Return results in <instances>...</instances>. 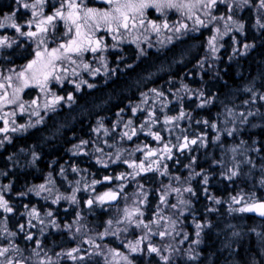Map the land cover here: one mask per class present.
Wrapping results in <instances>:
<instances>
[{
    "label": "trees",
    "instance_id": "1",
    "mask_svg": "<svg viewBox=\"0 0 264 264\" xmlns=\"http://www.w3.org/2000/svg\"><path fill=\"white\" fill-rule=\"evenodd\" d=\"M87 3L94 7L105 6L99 0H87ZM14 9L13 2L0 0V16ZM24 13H17L21 22L26 20ZM232 16L237 25L222 39L216 52L206 49L209 35L205 32L180 38L165 48L152 46L143 52L130 43L115 52L108 51L103 70L94 67L99 74L91 79L93 87L83 84L77 90L76 84L65 82L57 89L63 99L46 116L44 124L5 144L0 151V181L8 205L13 209L12 212L2 211L0 215V248H9L7 258L19 264H107L99 254L104 251L101 249L125 252L127 234L100 235L110 220L118 228L116 221L119 220L112 216L116 205L107 201L91 206L86 203L87 199L93 200L96 194L105 191L120 193L116 176L124 172L120 164L108 169L109 163L117 160L113 157L118 150L104 147L103 139L96 137V129L100 123L108 129L115 127V132L124 137L122 142L141 151L148 150L156 139L152 136L155 130L150 134L147 131L145 117L151 107L158 105L162 115L164 112L184 113L179 127L184 129V121L188 122L187 127H192L190 133L197 138V143L189 145L197 157L199 153L209 152L211 146H218L223 136L242 143L252 160L253 184L248 183L247 173H242L236 179L223 178L219 185L211 184L215 195L212 192L205 196L198 194L200 201L195 209H200L196 212L204 217L205 223L194 246L184 242L193 229L184 230L183 219V223H178L181 227L176 229L180 240L169 246L167 252L150 242L158 252H150L146 246L131 251L128 260L131 264H264V221L247 213L229 214L225 210L227 198L239 193H256L252 196L253 202L264 200V8L260 7V0H249ZM0 32L5 34L1 29ZM198 40L201 45H194ZM33 53L32 46L22 40L18 46L0 54V66L22 65ZM85 75L91 77V70ZM69 95L72 100L68 99ZM154 96H159L162 102L155 105ZM140 103L148 107L136 111ZM133 129L135 135H132ZM168 136L167 132L160 134L161 142L167 141ZM82 141L87 143L82 144ZM114 143L119 145L121 141L117 139ZM218 147L216 155L219 157L224 149ZM182 151H176L174 156ZM33 152L38 156L32 159ZM202 158L213 159L208 154ZM165 164L168 169L177 166L172 161ZM198 168L205 169L203 164ZM214 173L224 176L220 168ZM154 183L148 175L142 176L124 190L130 197L140 194L142 198L137 208L146 211L143 215L148 220L156 198ZM41 184L51 191H40ZM200 184H194L198 193H201ZM37 191L40 195H36ZM73 195L75 202L70 199ZM58 196L61 199L53 203ZM217 196L224 203L215 208L212 200ZM32 209L38 217L29 215ZM49 212L51 216L47 215ZM165 226L167 229L159 231L158 235L172 231ZM148 231L155 234L151 227ZM29 235L31 240L27 239ZM72 249H79L72 253L75 259L67 255ZM163 256L168 259H162ZM2 259L5 257H0Z\"/></svg>",
    "mask_w": 264,
    "mask_h": 264
},
{
    "label": "rangeland",
    "instance_id": "2",
    "mask_svg": "<svg viewBox=\"0 0 264 264\" xmlns=\"http://www.w3.org/2000/svg\"><path fill=\"white\" fill-rule=\"evenodd\" d=\"M15 4V9L13 12H8L2 17L0 16V23H4L5 27L0 28L3 30L5 34L0 32V38H7V43L4 46H0V54L4 52V50L12 47H16L20 44L22 40L26 42V45H31L34 51L33 56L22 65H14V66H0V84H3L4 87L0 88V95H3L7 92L9 98L12 97L15 89L20 86L21 81L17 78V73L22 71L25 66L35 58V52L38 48V41L41 38L38 37H27L21 35L19 32L15 30V28L11 27L10 25L15 23L20 26L21 31L27 32L29 30L36 31L35 23H33L32 27L29 28L28 22L29 21H39L44 19L48 15H53L55 11L60 8L61 3H64L65 7L62 9L65 13H67V0H44V3L38 6L36 9L31 7L32 4L36 2V0H8ZM102 1L105 6L104 7H94L90 6L87 3V0H82V8H94L100 10H106L110 6L105 2ZM78 3L81 0H77ZM27 4L29 7H24ZM247 4H244L242 0H218L217 4L211 8L206 9L203 7H198L193 9L195 15L189 19L188 14L186 11H177L175 9H168L164 13L157 12L154 8L146 10V20H152L156 23H162L163 21H167L170 28L164 29L161 28L160 32H153L151 28L145 24L144 27L139 26L131 28L130 30L126 31L121 29L119 33H108L104 29H101L99 32L95 33V38L101 39L102 43L100 46V50L93 53L91 51L85 52L80 56L73 54L72 58L76 61L75 64L70 63L68 60H63L57 63L58 72L57 74L60 76V80H51L48 85V89L45 91H41V89L35 85H29L26 88H23L21 92L18 93L20 99L15 104H6L0 105V117L4 119H0V128L5 127V120L7 121V132H0V151L3 150L5 144L8 141L13 140V137H17L20 135H28L29 133L33 132L34 130L38 129L40 125L44 124V120L49 113H52L56 107H58V103L54 105L53 108H45V104L50 103L55 97L59 96L57 91L58 87H63L65 82H70L71 84H79L80 87L83 84H91L93 85L94 82L91 81L92 78H96L99 74V71H96L94 67H100L102 70L106 66L108 61V51L113 50L114 52L116 49L122 47L124 44H134L138 48H140L143 52L149 49L152 46H158L159 48L168 47L170 44L177 42L180 38H187L188 36H193L202 32H205L209 35L208 40L206 41V49L210 50L211 52H216L219 50L220 46L222 45V39L228 35L232 31V28L237 25V20L232 16L236 10L243 9ZM23 11L26 15V20L21 22L18 19L17 13ZM36 11L38 13L37 16L33 17L32 12ZM227 12V13H226ZM14 14V15H13ZM9 17H12L9 19ZM196 17H199L204 23L197 24ZM212 17H216V19H212ZM231 17V19H229ZM181 24H186V29H181L180 33L175 31V28L179 27ZM48 32L43 34L42 38L45 41V45L51 49L57 47L60 43H66L67 39L70 37H66L64 33L67 31L69 25L65 23L63 20L57 19L51 25H47ZM26 28V29H25ZM217 29L219 31H217ZM15 30V32H14ZM11 31L13 34L7 33ZM71 35V34H70ZM113 36H118V39H114ZM215 37L214 45L209 44V41ZM169 38H171L169 40ZM201 45L200 40L195 42L194 45ZM203 44V42H202ZM11 45V46H8ZM192 46V45H190ZM213 47L216 49L213 51ZM41 50L43 46H40ZM89 65L88 69L84 68V65ZM67 68L68 71L64 72L62 69ZM73 69H75V74H73ZM91 70V77L85 75V72ZM11 77V81L9 82L6 78ZM11 84V86H9ZM156 92H159V90ZM61 97V96H59ZM155 98V105L160 104L162 100H160L159 96H154ZM36 100L37 103L33 105L31 102ZM24 105V108L21 109L19 107L20 104ZM166 104V103H164ZM148 105L146 103H140L135 107L136 111L143 110L147 108ZM166 108V105L164 106ZM161 109L159 110V106L151 107L149 113L152 114L151 119H149V114L145 117V126L147 131L152 133V136L155 138L154 134L158 133L159 135L167 134L169 135L167 141L164 143L160 140H155L154 145L150 146L148 150L141 151L140 149L135 148L133 145L126 144L125 141L122 142L124 139L123 135L115 132V127L112 129H108L105 124H99L96 129V137L102 138L104 141V147L107 149H115L118 150L115 154L117 160L109 163L110 167L108 169L114 168L115 166H121L119 168H123L124 172L117 177H123L122 179H117L118 184H120V197L117 203H115V208L112 210V216H115L120 223L117 224H107L104 228L101 229L100 235L106 236L110 235L111 233L117 234H127L128 238L125 241V252H119L112 250H105L99 252L100 256L106 261L107 264H118L124 261V263L129 264L130 260L128 257L130 256L131 246H135L138 250H142L146 246L149 248L153 245H157V248L160 250L167 252L170 248L169 246L176 245L180 237L176 234L179 231H176L177 228L181 227L178 225L184 219V230L188 231V227L193 229V232L190 234V238L184 241L185 243L194 246L196 242L199 241L201 236V229L204 228L205 219L204 217H199L198 213L200 209L197 208L195 203V199H197V195H206L207 192H212V194H216L215 190L211 191L206 185L201 188V193H198L196 190V186L194 184L201 183L202 181L205 183L206 171L208 170V165L214 168V172H218L220 168V173L224 175L220 177L218 175L214 176V180L212 182L209 181V176H207V183L205 184H217L221 183L224 179L233 180L239 177L242 173H247L248 175V183L251 185V166L250 163L252 162L250 158V154L248 153L247 149L242 147V143L234 141V139L229 140L226 136H223L221 142L218 146L223 147L224 150L220 151V156L216 155L217 151H219V147L217 145L211 146L208 148V151L205 153H199L200 155L208 154L213 157V162H200L199 164H203L205 169L200 168V173L195 168L197 165L196 162L189 163L184 169V162H180L183 168H178L177 170L168 169L166 161H170L173 158L176 151H179V145L184 143L185 138L188 141L197 140L196 137L190 130L192 127H187L188 122L184 121V129H180L179 126L183 124V117L179 119H174L170 123H165V119L167 117H180L179 115L173 113L164 112L161 114ZM14 113V115H13ZM38 113V115H36ZM193 114L192 112H190ZM181 119V122H180ZM185 119V117H184ZM40 121L37 123V121ZM155 121L153 123L152 121ZM236 122V120H235ZM34 125L33 127H25L24 130L12 131V128L19 129L21 126L27 125ZM235 128V127H234ZM193 132V130H191ZM188 132V133H187ZM111 134H113L111 136ZM107 135H109L107 137ZM151 136V137H152ZM119 139L121 144L116 145L114 140ZM13 143V141H12ZM168 145L171 149V152H165L164 146ZM35 151V149H34ZM152 151L155 152L156 155L148 156V152ZM224 151V152H223ZM139 154V156H138ZM198 154V155H199ZM32 159L37 157V153H31ZM101 158V157H100ZM140 158V159H139ZM197 157V154L194 156ZM16 159V158H14ZM13 159V160H14ZM144 162L145 168L148 167L149 164L152 165L151 170L148 171H141L138 167H133V164L139 165L141 162ZM122 163V164H121ZM248 165V167H247ZM245 166V167H244ZM242 168V169H241ZM244 168V169H243ZM235 171L237 174L235 176H231V173ZM200 174V176H199ZM217 173H214L215 175ZM149 176L150 180H153L155 183V192L156 198L152 204L153 209H151L149 214L150 220L144 218L146 215L145 210H140V213L134 214L131 220L125 217L124 210L127 208L129 211L137 208V205L140 201V194H134L133 197L131 195H127L124 193L129 187V184L132 181H138L142 176ZM231 177V178H229ZM224 178V179H223ZM255 185V183H254ZM46 187V186H45ZM8 190L10 187H7ZM191 189L192 191H185V189ZM218 188V186H217ZM173 189H180L179 192L173 191ZM204 189V191H203ZM152 191V190H151ZM197 191V192H196ZM114 192V190L105 191L95 195L93 199V203L101 204L97 201V197L103 196L105 193ZM117 192V191H115ZM151 193V192H150ZM249 194L242 195L239 193L238 195H232L230 198H227L226 203H228V207L226 206L225 210L226 213L229 214H238L243 215L246 212L239 211L240 208L247 206L248 204L253 203L251 192ZM198 195V196H199ZM0 196L5 198V191L3 190L2 181H0ZM208 196V194H207ZM130 197V199H128ZM161 197L164 198L163 202L161 201ZM239 200V203H236L233 198ZM214 198V197H213ZM212 199V198H211ZM89 199L86 200V203ZM130 200V203L128 201ZM7 201V200H6ZM183 201L184 203H181ZM206 201V200H205ZM215 203V208L219 207L223 204V199L219 196L212 200ZM218 201V202H217ZM8 202V201H7ZM106 203V201L104 202ZM204 204V202H203ZM201 204L200 207H203ZM172 205H176L175 208ZM232 205V206H231ZM91 206V205H90ZM90 208V207H89ZM4 211L0 208V215ZM184 215H183V214ZM143 216V217H141ZM198 216V217H196ZM188 218H192L191 221H187ZM2 219H5V216H2ZM143 221L139 227H137V223ZM158 221V223H156ZM262 222L264 220H261ZM146 224L148 227H144L143 225ZM168 226L169 231L167 234L161 236L158 235L159 231L166 230V226ZM199 224L201 227L198 229L196 225ZM149 227H151L154 231H148ZM261 227V226H260ZM104 229V231H103ZM144 230V231H143ZM199 233V235H197ZM157 240V241H156ZM139 241V243H137ZM152 242V243H150ZM197 246V245H196ZM124 256H127V260L123 259Z\"/></svg>",
    "mask_w": 264,
    "mask_h": 264
},
{
    "label": "snow or ice",
    "instance_id": "3",
    "mask_svg": "<svg viewBox=\"0 0 264 264\" xmlns=\"http://www.w3.org/2000/svg\"><path fill=\"white\" fill-rule=\"evenodd\" d=\"M105 2L110 6L106 10H100V9H94V8H82V0L80 3L77 2V0H67V13L62 11V9L65 7L64 3H61L60 8H58L53 15H48L44 19H41L39 21H29L28 25L29 28L32 27L33 23H35L36 31H27L23 32L21 31V28L19 25L13 23L10 26L15 28L17 32H19L23 36L27 37H38L41 38L38 41V48L35 52V58L31 60L25 68L17 73V78L21 81V84L19 87H17L12 95L11 98H9L7 92H5L3 95H0V105H6V104H15L19 99L18 93L23 90V88L28 87L29 85H35L41 89V91H45L48 89L49 82L51 80H60V76L57 74L58 68L57 63L61 62L63 60H68L70 63L75 64L76 61L72 58L73 54L80 56L85 52L91 51L93 53L100 50L101 46V39L95 38V33L99 32L101 29H104L108 33H119L121 29H124L126 31L130 30L131 28L137 27V24L139 26L144 27L145 24H147L153 32H160L161 28L169 29L170 26L167 23V21H163L162 23H156L152 20H146V10L154 8L157 12L164 13L168 9H175L177 11H186L188 14V18L191 19L195 13L193 9H196L198 7H203L206 9L213 8L218 0H105ZM244 4H247L249 0H242ZM44 3V0H36L34 4L31 5L33 9H36L38 6L42 5ZM24 7H29V5L25 4ZM260 7L264 8V0H260ZM14 15V14H13ZM33 17L37 16L38 13L36 11L32 12ZM12 17H9L11 19ZM57 19L63 20L65 23L69 25L67 28V31L64 33L66 37H70L67 39L66 43H60L57 47L49 49L45 45V41L42 38L43 34L48 32L47 25L53 24L54 21ZM212 19H216V17H212ZM231 19V17H229ZM197 24H203L204 22L199 18L196 17ZM5 27L4 23H0V28ZM264 27V25H262ZM186 24H181L179 27L175 28V31L177 33H180L181 29H186ZM217 31H219L217 29ZM71 34V35H70ZM114 39H118V36H113ZM171 38H169L170 40ZM215 37H213L209 44L214 45ZM7 43V38H0V46H4ZM11 46V45H8ZM40 46H43L42 50ZM247 47V45L245 46ZM215 51L216 49L213 47L212 49ZM85 69L89 68V65H84ZM64 72H67L68 69L64 68L62 69ZM97 71H99L97 69ZM73 74H75V69H73ZM9 82L11 81V77L6 78ZM11 86V84H9ZM4 85L0 84V88H3ZM80 85L77 84L76 88L79 89ZM88 87H93V85L89 84ZM155 92V89L152 90ZM147 95V94H145ZM157 95H162V93H157ZM202 95V94H201ZM63 97H55L54 100H52L50 103L45 104V108H53L54 105L58 103L60 100H62ZM69 100H72L73 97L71 95L68 96ZM33 105L37 103L36 100H33L31 102ZM21 109L24 108V105L21 103L19 105ZM135 111V110H134ZM14 115V113H13ZM38 115V113H36ZM249 115H252V113H249ZM184 116V113L181 112L180 117H167L165 119V123H170L174 119H179ZM152 114L149 113V119H151ZM0 119H4L3 117H0ZM40 121L38 120L37 123ZM155 123V121H152ZM131 121H129V124ZM34 125H27V126H21L19 129L12 128V131H18V130H24L25 127H33ZM215 127V125H213ZM98 130V129H97ZM7 121L5 120V127L0 128V132H7ZM135 129L132 131V135H135ZM125 136L128 137V139H131V136H128V133H124ZM229 135H231V132H229ZM156 140H160L161 137L159 134H154ZM87 141H82V144H86ZM197 140H191L188 141L187 138H185L184 143L179 145V149L183 150L189 146V144H196ZM99 151V149H98ZM165 152H171V149L168 147V145L164 146ZM148 156L156 155L155 152L149 151ZM107 166V165H105ZM133 167L140 168L141 171H148L151 170L152 165L149 164L147 168L144 166V162L142 161L139 165L133 164ZM73 171H76V169H73ZM237 173L233 171L231 173V176H235ZM123 177H117V179H122ZM231 178V177H229ZM105 180L111 179L110 177H104ZM94 183H100V181H94ZM205 183H207V177H205ZM40 191H51V189H46L45 185L41 184L39 186ZM40 191L36 192V195H40ZM75 191V190H74ZM173 191L179 192L180 189H173ZM185 191L191 192L192 190L185 189ZM118 196L117 192H108L105 193L103 196L97 197V201L103 204L106 200H115ZM61 199L60 196L56 198V200L53 201V203L58 202V200ZM70 199L75 202V195L71 196ZM164 198L161 197V201L163 202ZM233 200L236 203H239V200H236L234 197ZM218 202V201H217ZM181 203H184L181 201ZM88 205L93 204V200L87 201ZM173 208L176 207V205H172ZM0 208H2L6 212H12L13 209L8 205V202L4 200L3 196H0ZM241 212H258L259 215L264 216V201L252 203L245 207H242L239 209ZM125 217L129 220L133 217L134 214L140 213V210L138 208L133 209L132 211H129L127 208L124 210ZM142 215V213H140ZM31 216L38 217V213L35 209H32V211L29 213ZM48 216H51L52 213H47ZM53 224L55 221L52 222ZM116 223H120V221H116ZM158 223V221H156ZM41 224H43V221H41ZM109 226H111L112 221H108ZM141 224H143V221H140L137 223V227H139ZM144 227H148V225L144 224ZM23 225H21V229H23ZM34 227V225H33ZM196 227L199 229L201 225L197 224ZM166 233H160L161 236L165 235ZM14 235V234H13ZM199 235V233H197ZM27 239L31 240L32 236L29 235ZM139 243V241L137 242ZM131 251L136 252L138 250L137 247L131 246ZM79 251V249H72L69 253H67L68 256H71L73 259L74 257L72 255L73 252ZM150 252H158L159 250L155 247L149 248ZM9 252V248H0V257H5V259L0 260V264H19V261H14L11 258H7L6 254ZM38 255V254H37ZM164 260H167V256L161 257ZM83 259V257H81ZM123 259L127 260V256H124ZM131 264V262H129Z\"/></svg>",
    "mask_w": 264,
    "mask_h": 264
},
{
    "label": "flooded vegetation",
    "instance_id": "4",
    "mask_svg": "<svg viewBox=\"0 0 264 264\" xmlns=\"http://www.w3.org/2000/svg\"><path fill=\"white\" fill-rule=\"evenodd\" d=\"M194 156H195V153L190 151V145H189L187 148L183 149V151L181 153L177 154L172 159H170V161H172V162H174V163L177 164V166L174 168L175 170H177L181 166V163L180 162H184V169L188 165V162L190 164L193 163V162H196L197 165L195 166V168L198 170L199 173H200V168H198V165H199L200 162H213V160H206L205 158H202L201 159V156L202 155H199V158H197V159L194 158ZM183 157H184V161H183ZM207 167H208V170L206 171V176H204V177L209 176V181L212 182L214 180V176H215V175H213L214 174V168H212L210 165H208ZM199 176H200V174H199ZM211 184L210 183L209 184H205L202 181L201 184H200V186H199V188L200 187H204L206 185L211 190ZM196 190L198 191V188H196ZM203 191H204V189H203ZM197 197H198V195H197ZM195 200H196L195 203H197L198 201H200L199 198L198 199H195Z\"/></svg>",
    "mask_w": 264,
    "mask_h": 264
},
{
    "label": "water",
    "instance_id": "5",
    "mask_svg": "<svg viewBox=\"0 0 264 264\" xmlns=\"http://www.w3.org/2000/svg\"><path fill=\"white\" fill-rule=\"evenodd\" d=\"M117 193H118V196H117V198L115 200H107V202L109 204H115V203H117V201L119 200V197H120V193L119 192H117ZM262 201H264V200L256 201V202H253V203L262 202ZM246 213L249 214V215L255 216V217H257V218H259L261 220H264V216L259 215L258 212H246Z\"/></svg>",
    "mask_w": 264,
    "mask_h": 264
}]
</instances>
